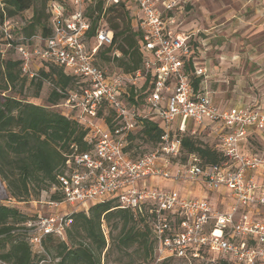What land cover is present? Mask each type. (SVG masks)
<instances>
[{
    "label": "built area",
    "instance_id": "1",
    "mask_svg": "<svg viewBox=\"0 0 264 264\" xmlns=\"http://www.w3.org/2000/svg\"><path fill=\"white\" fill-rule=\"evenodd\" d=\"M102 1L94 44L89 34L98 13L87 14L92 0H49L47 35L21 34L15 46L28 76L34 75L32 66L38 60L56 64L85 82L68 91L58 106L68 107V113L86 124L84 139L91 144L87 151L65 156L57 174L62 199L49 200L46 215L36 212V218L26 221L23 230L29 243L41 248L42 236L62 235L74 211H87L90 205L115 197L121 208L150 203V211L156 214V262L167 257L203 258L205 252L212 263L221 255L233 264H264V144L255 153L241 149L250 129L264 132V110L259 106L219 108L213 103L200 86L205 66L192 62V34L180 30L172 15L175 0ZM121 1L140 30L142 63L133 72L112 75L95 63V55L113 44L105 11ZM12 30L13 19L4 18L0 31L9 41L7 46ZM111 54L121 55L117 50ZM194 79L199 80L197 84ZM104 104L113 110L114 130L99 123L101 119L96 121ZM146 117L160 123V142L155 149L130 157L124 151L125 136ZM208 124L218 129L216 147L223 160L203 165L196 154L183 153L181 134L198 135L199 128ZM158 177L171 185L139 183ZM181 182L201 184L209 193L225 190L232 203L221 210L204 194L181 193L175 188ZM0 264L8 263L0 259Z\"/></svg>",
    "mask_w": 264,
    "mask_h": 264
},
{
    "label": "trees",
    "instance_id": "2",
    "mask_svg": "<svg viewBox=\"0 0 264 264\" xmlns=\"http://www.w3.org/2000/svg\"><path fill=\"white\" fill-rule=\"evenodd\" d=\"M0 0V23L4 18L14 19L29 8H33L31 21L19 30L10 40L0 31V199L8 201L23 200L42 191L53 189L51 200H61L57 174L61 172L65 156L72 152H83L91 148L85 139V123L65 113L58 104L67 92L79 89L85 82L79 76L66 74L63 68L43 62L28 76L21 68V59L15 51L20 43V35L41 33L47 35L49 0ZM61 1V0H60ZM102 0H92L87 14L93 17V29L89 34L90 44H94V27L102 10ZM106 23L113 31L112 46L101 47L95 55V63L109 71L116 66L124 73L133 72L142 63L140 52L141 33L131 21L130 10L124 2L110 5L105 11ZM117 50L121 55L111 53ZM16 53L11 57L10 53ZM193 69L189 62V68ZM31 77V78H28ZM29 79L40 91L43 81L48 80L52 88L47 97L50 107L6 94L20 80ZM199 80L194 79L197 84ZM142 114V112H141ZM113 110L105 104L97 111L96 121L114 130L117 123ZM141 116V115H140ZM162 127L154 117L141 120L138 127L125 136L124 151L133 157L131 151L140 144L153 150L160 142ZM182 150L185 155L196 154L203 165L220 163L223 160L216 146L203 142L197 134H181ZM147 152V151H146ZM134 153V152H133ZM183 156L182 159H185ZM150 203L139 208H121L115 197L89 206L87 211L79 210L70 214V223L62 235L48 233L42 236L41 248L34 250L23 230L27 220L36 218L18 207L0 203V259L8 264H102V254L107 256L116 250L122 256L130 249L134 250L136 264L155 259L157 239L153 232L156 214ZM110 224L109 240L103 232V224ZM115 232V233H114ZM110 243V244H109ZM109 244V245H108ZM55 252L53 258L50 256ZM201 257H167L163 260H180L191 264L206 260L208 254ZM216 264H233L228 258L216 256Z\"/></svg>",
    "mask_w": 264,
    "mask_h": 264
},
{
    "label": "rangeland",
    "instance_id": "3",
    "mask_svg": "<svg viewBox=\"0 0 264 264\" xmlns=\"http://www.w3.org/2000/svg\"><path fill=\"white\" fill-rule=\"evenodd\" d=\"M176 8L172 15L176 18L181 30L191 33V42L199 59L205 63L207 71L206 91H208L216 102H236L243 98H260L264 95V77L258 75L264 68V0H175ZM40 2L36 0L33 6ZM160 7V6H159ZM33 8H29L13 19L14 30H19L31 21ZM183 28V29H182ZM14 30H12L13 38ZM39 32V31H38ZM262 54V55H261ZM261 55V56H260ZM11 57L16 53L11 52ZM262 60V62L260 61ZM47 64H50L46 62ZM43 62L36 60L32 71L40 67ZM109 71V70H108ZM122 70L112 66L109 73L112 75L121 73ZM31 78V77H28ZM52 88L48 80H44L42 87L35 96L36 88L29 79L17 82L14 87L6 91V94L23 98L50 107L47 97ZM53 110L68 113L70 109L59 105ZM101 118L99 123H103ZM203 142L216 146L218 139L199 131L197 135ZM253 148L260 149V143L254 142ZM262 148V147H261ZM150 148L146 144L136 146L131 154L136 157L145 153ZM134 152V153H133ZM182 187H189L182 184ZM175 188L178 189L177 185ZM53 189L42 191L37 198L35 195L23 200L8 201L1 200L0 203L18 207L28 215L40 212L48 213L47 202ZM66 207H62L65 209ZM68 210H70L68 208ZM110 224H103V232L109 240ZM115 233V232H114ZM110 244V243H109ZM108 244V245H109ZM36 250V247L33 246ZM135 249H130L123 256L116 250L108 252L107 256L102 254V264H136L134 257ZM55 252L50 255L53 258ZM141 264H187L180 260H162L156 262L154 259ZM191 264H216L205 263L198 260Z\"/></svg>",
    "mask_w": 264,
    "mask_h": 264
},
{
    "label": "crops",
    "instance_id": "4",
    "mask_svg": "<svg viewBox=\"0 0 264 264\" xmlns=\"http://www.w3.org/2000/svg\"><path fill=\"white\" fill-rule=\"evenodd\" d=\"M162 1V0H161ZM160 1V3H161ZM166 1V0H165ZM162 8V5H161ZM180 29V27H179ZM183 29V28H182ZM181 30V29H180ZM185 31V30H182ZM193 59L192 62H194L195 65H200V66H205V63L202 62L198 55H197V48L195 49V47L193 46ZM262 55V54H261ZM260 55V56H261ZM262 62V60H260ZM263 63V62H262ZM259 77H264V68L262 73H260L258 75ZM207 71H206V75L203 77H200V86H203L206 89V81H207ZM208 92V91H207ZM209 96L211 97L213 103L218 106L219 108H224V107H231V106H259L261 109L264 110V95L261 96L260 98H243V99H238L236 102H216L215 99L211 96V94L208 92ZM199 130L202 133H206L207 130L209 132V135H212L213 138H217V132L218 129L216 128L215 125L213 124H208L202 128H199ZM219 141V139H218ZM254 142H258L260 143V148L263 146L264 144V132H259L255 129H250L248 131V134L246 135V137L242 140L241 142V149L247 153H255L257 152L259 149H254L253 148V144ZM260 182H262L263 180L260 178L259 179ZM140 184L143 183H150V184H154L157 187H161V188H165L170 186V182L166 181L164 178H157L155 180H140L139 181ZM182 184H186V183H179L177 184V187L179 189V191L183 194H187L189 196L192 197H197L199 195H206L208 200L217 208L221 209V210H225L231 203V199L230 197L227 196V192L224 190L223 192H206L203 188V186L201 184H198L196 186L193 185H188L189 187L184 188L182 187ZM48 210V209H47Z\"/></svg>",
    "mask_w": 264,
    "mask_h": 264
}]
</instances>
